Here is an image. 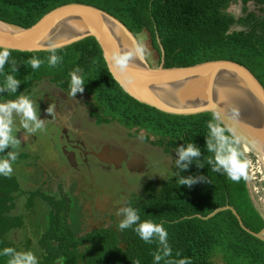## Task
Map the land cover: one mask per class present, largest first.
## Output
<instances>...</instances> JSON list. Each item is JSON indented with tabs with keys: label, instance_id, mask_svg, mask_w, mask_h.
<instances>
[{
	"label": "trees",
	"instance_id": "obj_1",
	"mask_svg": "<svg viewBox=\"0 0 264 264\" xmlns=\"http://www.w3.org/2000/svg\"><path fill=\"white\" fill-rule=\"evenodd\" d=\"M67 3L98 8L120 21L135 36L147 33L150 46L158 56L156 65L160 63L158 45L163 51L164 68L232 61L245 67L264 90V37L262 29L256 27L257 23L264 28V19L253 18V11L248 9L251 5L263 10L264 0H0V21L27 28L51 9ZM236 3L241 6L237 16L228 11ZM7 51L11 55L0 73V85L5 74L14 75L21 84L15 94H0V103L17 97L21 91L26 96L28 86L42 79L69 93V73L78 68L85 83L84 92L78 94L90 100L87 105L96 122H114L127 134L141 137L159 149L161 155L173 154L175 159L176 148L183 144L192 142L200 148L204 167L198 168L193 163L180 175L204 176L207 182L180 186L174 167L173 175L159 185L146 181L137 194L124 200V206L137 209L142 221L152 220L167 230L172 248L168 259L187 257L191 264H218L215 259L223 264H264V242L239 225L240 221L254 233L263 227L249 200L245 177L231 181L207 164L212 153L206 151L205 137L212 113L168 115L130 98L111 78L92 37L59 48L56 55L62 56L63 61L56 67L48 66L49 51ZM32 57L44 61L35 71L26 64ZM12 61L18 72L11 71ZM140 131L144 133L142 136L138 134ZM237 147L241 161H245ZM26 157L23 153L18 158ZM23 182L15 175L0 176V252L6 247L17 251L30 249L39 264H135L136 261L153 264L152 253L157 244H145L132 229L119 231L117 226L122 217L117 222L110 217V226L78 235L66 222L67 206L63 200H49L44 228L32 233L34 240L26 238L23 211L33 204L36 193H26ZM226 206L235 211L239 221L229 209L205 218ZM8 259L0 256V264H6Z\"/></svg>",
	"mask_w": 264,
	"mask_h": 264
},
{
	"label": "water",
	"instance_id": "obj_2",
	"mask_svg": "<svg viewBox=\"0 0 264 264\" xmlns=\"http://www.w3.org/2000/svg\"><path fill=\"white\" fill-rule=\"evenodd\" d=\"M86 37L96 41L108 73L130 98L168 115H219L222 126L233 130L248 164L245 176L248 197L263 227L256 233L249 231L228 206L214 210L205 218L229 209L244 231L264 242V199L255 198L250 183L254 168L264 187V90L256 78L245 67L227 60L164 68L160 45V63L152 66L135 35L113 16L86 4L55 7L27 28L0 21V48L6 50L48 51L52 44L62 48ZM122 57H128L123 68L117 62ZM107 152L105 148L94 156L107 165L114 162L110 160L112 156L115 163L123 158L116 151L111 155ZM250 159L255 165H251Z\"/></svg>",
	"mask_w": 264,
	"mask_h": 264
},
{
	"label": "rangeland",
	"instance_id": "obj_3",
	"mask_svg": "<svg viewBox=\"0 0 264 264\" xmlns=\"http://www.w3.org/2000/svg\"><path fill=\"white\" fill-rule=\"evenodd\" d=\"M248 9L253 11V18L264 19V8L260 10L248 5ZM228 11L237 16L241 13V6L238 3L230 5ZM256 27L258 30L262 29L260 32L262 33L261 36L264 37V28L257 23ZM135 37L147 61L155 66L158 56L150 46L147 33L142 32ZM27 90L28 97L35 105L38 96L45 94L46 97H49V92L55 93L57 89L50 80L42 79L32 83ZM23 92L21 91L20 94ZM83 96L77 93L76 97H72L79 101L80 105L86 104L83 108L88 111V98H83ZM16 98L8 100H15ZM106 124L109 126L108 128L101 126L95 129L94 127L92 132L97 136L105 133L110 134V142L114 146L125 147L127 154H131L136 160L141 159L146 164L145 171L141 172V169L137 168L138 163L133 165V162L129 165L132 169L130 172L138 171L136 173H129L126 166L119 170L109 171L108 167L97 162L92 163V161L89 163V168L87 166L69 167L63 160L66 157V151L63 152L58 144H52L49 139L50 136L46 135L47 133L43 134L38 130L34 134H27L26 137L23 130L17 131L19 118H14L13 135L20 140L15 151L19 156L26 153L27 157L24 159L17 157L13 162L12 175L24 181L23 190L26 193H36L33 204L23 211L27 225L23 229L26 232V238L28 236L34 240L35 236L32 233L36 229L41 231L44 228L45 213L50 199L65 202L67 206L66 222L80 235L93 228L110 226L111 218L114 222L119 221L121 216L117 213L121 207H124V200L132 194H137L144 182L152 180L156 185H159L161 181L166 180L171 174L173 175L172 172L175 167L173 154L163 152L161 155L159 149L149 145L141 137H132V135L127 134L126 130L116 126L114 122ZM46 131L48 130L45 129L44 132ZM138 134L142 136L144 133L140 131ZM64 148V150H68L65 146ZM261 181V177L255 176L253 168L250 183L253 186L255 198L260 201L264 199V187L263 184H259ZM29 251L31 250L29 249ZM215 262L223 264L218 259H215Z\"/></svg>",
	"mask_w": 264,
	"mask_h": 264
},
{
	"label": "clouds",
	"instance_id": "obj_4",
	"mask_svg": "<svg viewBox=\"0 0 264 264\" xmlns=\"http://www.w3.org/2000/svg\"><path fill=\"white\" fill-rule=\"evenodd\" d=\"M59 45L52 44L48 51L51 53L47 58L49 67H56L62 63L63 57L56 55ZM11 53L7 50H0V73H3L5 65L9 63ZM128 57L119 58L117 61L123 68L126 66ZM12 72H18V66L15 61H12ZM44 63L43 60L37 57H32L26 61L27 65L35 71ZM80 69H76L69 73L70 85L69 94L76 97L77 93L84 92V79L79 75ZM21 81L14 75L5 74L4 82L0 85V94H15ZM46 114L51 112V109L45 110ZM19 118V126L17 131L23 130L26 134H34L45 126V119L38 116L37 108L33 101L22 93L15 100H8L0 103V176L11 177L13 173V162L17 159L16 147L20 140L13 135L14 118ZM208 135L206 140V151L212 153L208 158L207 164L214 172L225 174L231 181H239L241 177L246 176V161H241L238 145L239 138L232 134L231 128L222 126L221 117L214 115L212 120L208 121ZM227 133V134H226ZM11 149L10 151H7ZM6 153V154H5ZM177 159L174 160L177 176V183L180 186L191 187L196 183L207 182L206 177H183L180 175L182 171H187L193 163L198 168H203L201 161V150L194 143L183 144L176 148ZM122 217L118 224V230L123 232L127 229H132L133 232L145 244H157L156 250L152 253L153 264H160L165 261V264H191L187 257L180 259H168L172 256V248L168 243V232L162 224L155 223L152 220H141L137 209L131 206H124L117 213ZM0 256L9 257L6 264H39L37 256L32 251H17L14 248L6 247L0 252ZM179 257L180 253L177 252ZM135 264H139L136 261Z\"/></svg>",
	"mask_w": 264,
	"mask_h": 264
},
{
	"label": "flooded vegetation",
	"instance_id": "obj_5",
	"mask_svg": "<svg viewBox=\"0 0 264 264\" xmlns=\"http://www.w3.org/2000/svg\"><path fill=\"white\" fill-rule=\"evenodd\" d=\"M56 89L55 93L49 92V97H46L45 94L38 96L34 106L37 108L38 116L41 115V119H45V126L43 130L39 131L43 134L47 133L52 144H58L63 152L66 151V157L63 160L69 167L87 166L89 168V163L92 161V163L97 162L108 167L109 171L119 170L126 166L129 173H136L138 171L130 172L132 169L129 165L133 162V165L138 163L137 168L141 169V172L146 170V164L141 159L136 160L134 156L127 154L125 147L114 146L110 142V134L105 133L97 136L92 132L94 127L97 129L101 126L107 128L109 126L103 122H96L90 113L89 105L86 106L88 110L86 111L83 108L86 104L82 106L66 91H62L58 87ZM26 96H28L27 93ZM88 102H90L89 99ZM46 109H51V112L46 114ZM45 129L48 131L44 132ZM64 146L68 150H64ZM105 148L108 151L107 154L111 155L116 151L122 154L123 158L115 163L116 158L112 156L113 158L110 157V160H114V162L108 165L99 161L94 155L101 153Z\"/></svg>",
	"mask_w": 264,
	"mask_h": 264
}]
</instances>
